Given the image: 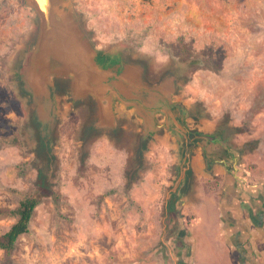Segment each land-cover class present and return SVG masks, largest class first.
<instances>
[{
	"label": "rangeland",
	"instance_id": "374dc122",
	"mask_svg": "<svg viewBox=\"0 0 264 264\" xmlns=\"http://www.w3.org/2000/svg\"><path fill=\"white\" fill-rule=\"evenodd\" d=\"M76 5L98 44L147 57L154 76L173 63L185 68L184 98L205 111V124L227 123L241 163L264 176V0H76ZM32 28L33 11L23 0H0L1 208L15 207L35 190L40 166L12 72ZM87 112L64 101L56 159L43 166L53 193L42 196L13 251L0 249V264L190 261L196 203L210 195L219 199L218 175L199 174L191 203L167 205L177 171L172 141L152 140L134 172L135 121H128L121 139L99 135L83 148L78 136ZM15 219L0 216V233Z\"/></svg>",
	"mask_w": 264,
	"mask_h": 264
},
{
	"label": "water",
	"instance_id": "95a60500",
	"mask_svg": "<svg viewBox=\"0 0 264 264\" xmlns=\"http://www.w3.org/2000/svg\"><path fill=\"white\" fill-rule=\"evenodd\" d=\"M23 4L33 11V28L15 55L12 72L26 103L40 168L56 159L57 125L65 101L88 110L78 136L83 148L99 135L121 139L128 121H135L134 172L142 167L152 140L166 136L172 141L177 171L167 205L191 203L200 172L215 176L216 166L230 174L234 168L244 170L241 149L231 141L227 123L205 124V111L182 95L185 68L173 63L154 76L147 57L98 44L76 0H23ZM27 61L38 77L29 76Z\"/></svg>",
	"mask_w": 264,
	"mask_h": 264
},
{
	"label": "crops",
	"instance_id": "0c3cea01",
	"mask_svg": "<svg viewBox=\"0 0 264 264\" xmlns=\"http://www.w3.org/2000/svg\"><path fill=\"white\" fill-rule=\"evenodd\" d=\"M238 170L230 174L222 166L215 167V175L221 178L219 199L210 195L196 203L198 214L193 222L197 227L190 229L193 252L191 260L183 263L264 264V185L259 186L261 192H240Z\"/></svg>",
	"mask_w": 264,
	"mask_h": 264
},
{
	"label": "trees",
	"instance_id": "16d2710c",
	"mask_svg": "<svg viewBox=\"0 0 264 264\" xmlns=\"http://www.w3.org/2000/svg\"><path fill=\"white\" fill-rule=\"evenodd\" d=\"M193 60L196 64L199 61L197 57ZM207 61L209 62V60H206V62ZM35 190L25 194L15 207H0V216H13L16 218L6 231L0 233V249L4 250L6 253L12 252L18 238L29 231L34 210L40 203L42 196L51 195L53 193L52 181L48 173L39 166L35 179ZM181 264L186 263L181 262Z\"/></svg>",
	"mask_w": 264,
	"mask_h": 264
},
{
	"label": "flooded vegetation",
	"instance_id": "af4514ba",
	"mask_svg": "<svg viewBox=\"0 0 264 264\" xmlns=\"http://www.w3.org/2000/svg\"><path fill=\"white\" fill-rule=\"evenodd\" d=\"M29 56H31V54H27L26 59L29 58ZM26 67L28 69V74L29 76L32 77H38L37 74H35L33 72V70L31 69L30 66V62L27 61L26 63ZM22 71V70H21ZM46 74H48L47 72L43 73V76L40 77V81L43 82L45 80V76ZM43 134L46 137V140L49 139V134H47V130L43 129ZM239 171V180L241 181L242 187H240V192L243 191H254V192H261L259 190H261V188L259 187L260 185H264V179L261 180L260 175H257L251 168L250 165L247 164V167H244V170H238ZM216 182L220 183L221 178L218 176L215 179ZM223 192V191H222ZM226 191L224 190L223 195L225 196Z\"/></svg>",
	"mask_w": 264,
	"mask_h": 264
}]
</instances>
